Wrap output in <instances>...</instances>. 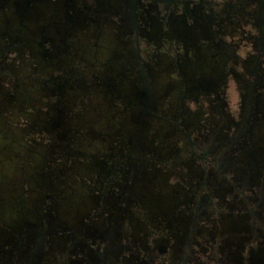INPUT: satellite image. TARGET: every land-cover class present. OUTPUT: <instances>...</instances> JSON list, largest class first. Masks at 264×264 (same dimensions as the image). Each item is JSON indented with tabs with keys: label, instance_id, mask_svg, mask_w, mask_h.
I'll use <instances>...</instances> for the list:
<instances>
[{
	"label": "flooded vegetation",
	"instance_id": "1",
	"mask_svg": "<svg viewBox=\"0 0 264 264\" xmlns=\"http://www.w3.org/2000/svg\"><path fill=\"white\" fill-rule=\"evenodd\" d=\"M92 34L125 53L123 69L95 75L102 90L89 101L92 107L112 101L115 109L96 124L122 129L110 149L128 154L97 149L86 161L68 143L35 141L56 153L49 160L34 149L43 156L36 165L48 190L62 183L60 169L82 183L71 194L42 196L29 182L21 217L0 195V264H264V0H0V51L28 42L38 53L29 56L51 71L40 89L54 96L35 123L58 131L74 124L78 110L68 114L60 99L56 78L66 62L57 52ZM7 58L0 72L22 64ZM229 72L244 99L240 114L222 110L230 108V83L222 97L203 102L207 110L200 102L187 107ZM79 75L86 81L82 69ZM133 85L143 101L129 114L117 98ZM0 95V119L8 120L27 94L0 89ZM194 119L201 122L192 130ZM131 123L135 128L124 130ZM166 138L175 144L169 161ZM150 147L158 155L146 153ZM88 168L95 179L83 178ZM72 208L88 212L80 223L70 220ZM206 249L216 257L204 258Z\"/></svg>",
	"mask_w": 264,
	"mask_h": 264
},
{
	"label": "rangeland",
	"instance_id": "2",
	"mask_svg": "<svg viewBox=\"0 0 264 264\" xmlns=\"http://www.w3.org/2000/svg\"><path fill=\"white\" fill-rule=\"evenodd\" d=\"M82 41L83 42L81 44H74L72 48L64 47L57 52V55L64 58V61L66 62L64 66L65 71L59 76V78H56L58 83L63 84L59 89V92L61 93L60 99L63 102L64 110L67 111L68 114L78 110L76 111L77 114L74 115V124H67L65 128L61 125V129L59 128L61 133H59L58 127H54L53 129L48 124L35 123L37 121L36 119L34 120L36 116L40 115V112L45 107L43 103L46 101V97L49 96L53 98L54 96L51 94V91L49 95L43 96L44 90L40 89V84L44 85V83L40 82L44 80L49 81V79H51L49 77L51 71L41 60H39L40 63L36 64V58L29 56L30 53L33 55L37 53L36 48H31L30 44L25 42V46L21 47L17 45L16 47L9 48V50L4 49L0 51L1 64L8 59L7 56L9 54L15 55L18 57L17 60L22 61L21 65H15V67L11 68L5 65L4 69H1L3 72H0V83L2 85L8 84V88L0 85V89H4V91L10 89V92H15L18 97H20L19 95L21 93L23 94V92H26V94L29 95H24L25 97L22 99V103H20L18 108H16L14 116L8 120L0 119V195L5 197L11 204L14 216L16 214L19 217L22 216L20 201L25 194V185L27 186L29 182L31 185L29 190L33 191L34 194L42 193V196L44 194L47 196L48 193L55 195L63 190L68 192H65V194H71L76 190H74L75 187L73 186H77V190H80L78 184L82 183L80 176L71 171V169H60L57 173L58 178L55 179L56 181H60L62 183H60L59 187L49 186L48 190L43 183V178L41 176L42 170L36 165L38 162L37 159H42L43 156L37 154L34 149H38L41 154L43 153L45 156H48L49 160L50 158H53L56 153L48 154V152L52 153V151L50 148L48 151V148H45V146L42 149L38 146L34 147L33 145L37 144L35 141L44 142L46 137H52V139L58 143H68L69 145L81 150V154H78L81 155V157L76 158L83 159V157H85L84 160L86 161H94L95 157L93 158L91 156L92 154L94 155L98 152L97 149L107 151L110 154H114L116 151L113 150L111 152L110 147L115 146L114 142L117 141L115 139L119 137V133L122 135V129L117 130L115 127H112V124H96L103 118V115H108L109 110L112 108L115 109L112 101L105 102V104L100 105L101 107H92L90 105L92 102L89 101V98H94L95 94H101L100 92L102 89L94 84V82L97 83L96 81H98V79L95 78V75L103 76L106 70H113L115 72L116 70L118 71L123 69V54L125 53L123 52L124 50L122 51L117 46L115 47L114 43L99 36L96 38L94 34ZM36 44L38 45V43ZM40 58L42 57L40 56ZM54 58L56 59L57 57L54 56ZM81 69L87 75L86 81L83 80L84 77L79 75V70ZM236 69L242 70V66L240 68L237 66L234 70ZM230 75H232L231 72L225 76L224 81H221L218 86L216 85L206 90L202 89L201 91L202 93L204 92L205 95L202 96L200 93L197 96H192V100L187 101V107L195 110L198 107L197 105L199 102L202 103V106H204L203 102H205L206 99L209 100L211 97L216 98L215 95H217V97H222V89L225 88L223 86L224 83H230V86L226 91L228 99L230 98L229 100H231L230 108H227V105H224L223 109L222 107L221 109L230 115L234 114V116H236L239 113V105H243L244 99L241 96V90H239L238 82L233 80ZM53 81L55 82V80ZM44 93L46 94V92ZM2 96L3 95H0V99H2ZM117 101H122L123 104H121V106L127 108L130 114L131 110L133 111V109H135L138 105V102L143 101V99L141 94H138L137 89H135L133 85L127 95L122 96L119 99L117 98ZM204 107L206 110L208 109L206 105ZM4 108L5 106L2 103V100H0V112H2ZM206 113L208 114L209 110ZM174 114L175 113L173 111L166 115L168 118L173 119ZM23 120L27 122L22 123ZM128 120L133 121L131 118ZM7 121L9 124H7ZM17 121L18 124H13ZM200 122L201 120L194 119V121H191L188 124L189 129L195 130L196 127L200 126ZM122 125H124V130L127 132L130 129H134L136 126V124L133 123ZM108 127L110 130H108ZM234 128V126H231V129ZM173 141V138H166L164 140L167 145L166 150L169 149L168 153L164 155L166 161L171 160L175 156L174 152L171 153L172 148L175 146ZM17 143L21 144V149L16 148L14 144ZM22 146L24 150L22 149ZM26 147L32 149H27ZM118 150V152L115 153H123L124 155L128 154L127 149H123V151H121V149ZM146 153L158 155L159 152H156L154 147H150ZM116 157L117 156H113V158ZM96 158L98 159L99 157ZM60 167L64 168L63 165ZM255 168L256 167L253 165L251 170L256 172L257 169L255 170ZM88 170L89 171L87 174H84L83 178L91 177L95 179V171H92L89 168ZM177 175L178 172L174 174L172 178H177ZM89 195L92 196V193L89 192ZM44 199L46 198L44 197ZM87 213V211L81 212L80 210L75 209L72 212L70 211L69 218L74 223H80L84 215ZM149 233V238H152L151 235L153 233L151 231H149ZM213 253L206 249L203 253L204 255L200 254L204 258L206 255L216 257Z\"/></svg>",
	"mask_w": 264,
	"mask_h": 264
}]
</instances>
